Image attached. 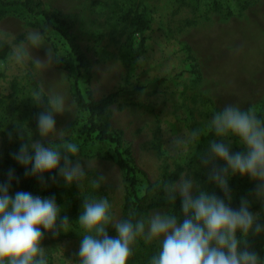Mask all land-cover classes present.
I'll list each match as a JSON object with an SVG mask.
<instances>
[{"label":"rangeland","instance_id":"obj_1","mask_svg":"<svg viewBox=\"0 0 264 264\" xmlns=\"http://www.w3.org/2000/svg\"><path fill=\"white\" fill-rule=\"evenodd\" d=\"M41 1L71 23L91 64L90 77L80 80L82 90L97 100L118 92L110 106V125L130 147L133 162L144 175L142 183L176 174L172 186L190 178L195 181L193 195L201 190L217 194L220 189L209 179L212 165L202 160L189 166L187 156L198 139L210 133L206 126L213 112L227 104L264 118V0ZM257 21L263 24L256 25ZM32 23L13 15L0 18V180L15 168L30 183V189L23 191L55 196L70 227L57 235L45 231L41 241L45 259L47 264H77L85 231L77 222L84 201H109L107 229L115 236V223L123 216L124 183L109 158L113 150L109 144L100 146L105 154L76 158L85 176L70 186L58 175L48 178L55 173L45 174L44 182L25 176L12 157L29 136L44 144L59 142L75 137L86 121L70 95L69 71L53 65L56 55L70 63L66 44L42 18ZM32 31L41 34L38 47L27 39ZM37 57L47 61L46 67L35 64ZM36 95L45 96L48 107L54 95L65 100V110L54 113L56 130L47 137L40 136L37 118L48 107L44 109ZM193 130L200 133L194 139ZM18 131L23 132V141ZM229 143L233 151L243 150L235 138ZM229 185L232 193L248 195L255 202L251 196L255 183L250 179L233 176ZM155 212L171 214L169 209H158L145 215V234L135 241L134 264H150L159 251V239H146L147 222Z\"/></svg>","mask_w":264,"mask_h":264},{"label":"clouds","instance_id":"obj_2","mask_svg":"<svg viewBox=\"0 0 264 264\" xmlns=\"http://www.w3.org/2000/svg\"><path fill=\"white\" fill-rule=\"evenodd\" d=\"M27 39L38 47L41 34L29 32ZM48 56L51 58V52ZM34 62L40 68L47 65V61L39 57ZM35 98L39 100L38 95ZM64 110V97L52 96L50 107L37 118L41 137L55 132L54 113ZM206 127L215 138L209 141L208 152L202 160L205 165H212L209 179L223 195L203 190L193 195L195 181L190 178H182L173 185V193L178 191L181 197L183 217L160 212L150 216L146 239L160 240L159 251L150 264H264V257L247 243L250 235L264 233V118L253 110L227 104L213 112ZM199 134L193 130L190 135L194 139ZM17 137L23 141V132L18 131ZM232 138L243 150L231 149ZM79 152L75 142L46 145L39 140L31 141L29 136V142H21L12 157L24 169L25 176L44 182L45 174L55 173L48 178L55 180L58 175L70 186L85 176L80 160L71 158ZM218 161L223 164L218 166ZM237 175L255 183L251 196L261 202L260 211H252L248 195L240 197L238 206H232L229 179ZM13 181L19 182V177L15 168H9L7 178L0 180V264H47L41 244L45 231L54 235L67 232L69 218L61 216L62 207L54 195L41 197L23 190L11 193ZM170 198L176 197L173 194ZM109 209L106 198L84 201L77 222L85 230L77 264H128L131 245L139 235L145 234V220H137L135 224L131 220L117 222L116 235L110 236Z\"/></svg>","mask_w":264,"mask_h":264},{"label":"trees","instance_id":"obj_3","mask_svg":"<svg viewBox=\"0 0 264 264\" xmlns=\"http://www.w3.org/2000/svg\"><path fill=\"white\" fill-rule=\"evenodd\" d=\"M9 15L30 19L33 22L32 25L36 24V19L42 18L47 26L59 35L68 48L69 61L73 63V66L59 59L57 55L54 56L53 65L55 69L69 71L70 95L78 110L85 114L86 121L75 137L64 138L52 144H60L65 141L77 143L80 152L78 156L71 157L72 159L105 154L100 146L104 144L113 146L109 158L114 161L121 171L124 183L123 216L121 221L131 220L135 224L137 220L144 219L149 211L158 209H169L171 214L182 218L181 197L177 191L175 193L172 191V184L176 180V174L164 175L160 182L145 181L142 183L140 175H144L136 168L130 147L123 142L120 134L112 130L110 125V106L116 102L118 92L110 93L97 100L91 92L82 90L80 80L83 77H90L91 64L77 42L71 23L65 20L58 11L47 8L41 0H0V18ZM228 16H231V14L228 13ZM195 73L200 77L198 70ZM39 102L44 109L48 107V101L45 96L41 95ZM212 139L213 133L211 132L198 139L187 156V164L189 166L202 161V158L206 155L209 141ZM16 174L19 177V182L13 181L10 192L14 193L18 190L30 189L28 179L23 177L22 173ZM245 179L249 180L248 177H245ZM251 188L252 190L254 189V187ZM173 194L176 197L175 199L170 198ZM217 195H223L221 190L217 191ZM240 197V192L233 191V207L238 206ZM261 207V202L256 200L251 205L252 211L256 212L260 211ZM262 220H264V217H262ZM247 243L261 257H264V233L250 235L247 238ZM131 248L132 254L128 259V264H134L135 262V242H133Z\"/></svg>","mask_w":264,"mask_h":264},{"label":"crops","instance_id":"obj_4","mask_svg":"<svg viewBox=\"0 0 264 264\" xmlns=\"http://www.w3.org/2000/svg\"><path fill=\"white\" fill-rule=\"evenodd\" d=\"M261 21H257V23H256V25H261V24H263V23H260ZM257 43V42H256ZM259 45V44H258ZM259 50H260V48H258ZM258 54H259V52H258ZM258 54H256V57H255V55L253 56V58H255V60H257V55Z\"/></svg>","mask_w":264,"mask_h":264}]
</instances>
